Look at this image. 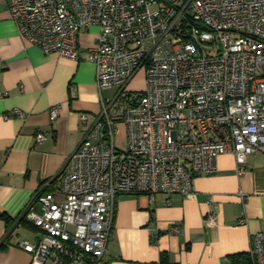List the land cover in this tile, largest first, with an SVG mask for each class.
I'll list each match as a JSON object with an SVG mask.
<instances>
[{
    "label": "built area",
    "instance_id": "1",
    "mask_svg": "<svg viewBox=\"0 0 264 264\" xmlns=\"http://www.w3.org/2000/svg\"><path fill=\"white\" fill-rule=\"evenodd\" d=\"M6 2L20 35L47 54L78 60L80 32L99 27L86 59L100 109L59 185L34 194L24 211L42 232L19 243L30 264H98L119 195L187 197L221 154H233L242 174L245 156L264 145V0ZM140 69L145 87L131 90ZM60 109L53 105L50 119ZM119 125L124 148L116 145ZM45 139L36 134L37 143ZM205 221L216 225L218 212ZM250 241L252 264H264V231Z\"/></svg>",
    "mask_w": 264,
    "mask_h": 264
},
{
    "label": "crops",
    "instance_id": "2",
    "mask_svg": "<svg viewBox=\"0 0 264 264\" xmlns=\"http://www.w3.org/2000/svg\"><path fill=\"white\" fill-rule=\"evenodd\" d=\"M98 34L96 25L80 32L78 60L47 54L20 35L6 0H0V264H30L19 243H34L42 232L24 211L34 194L59 185L63 165L94 124L100 101L86 52ZM113 93L104 91L106 97ZM53 105L61 109L50 119ZM38 132L46 135L42 143L36 142ZM213 210L218 221L209 226L205 215ZM3 216L27 222L9 227ZM260 231L264 145L245 156L242 174L233 154H221L215 172L196 176L187 197L119 195L106 255L98 264H232L240 254H248L252 264L250 239Z\"/></svg>",
    "mask_w": 264,
    "mask_h": 264
},
{
    "label": "rangeland",
    "instance_id": "3",
    "mask_svg": "<svg viewBox=\"0 0 264 264\" xmlns=\"http://www.w3.org/2000/svg\"><path fill=\"white\" fill-rule=\"evenodd\" d=\"M145 87V72L143 69H140L136 75L133 77L129 89L131 90H141ZM116 145L124 148L126 145V135L125 129L123 127H119L116 133ZM39 209V207H38Z\"/></svg>",
    "mask_w": 264,
    "mask_h": 264
},
{
    "label": "trees",
    "instance_id": "4",
    "mask_svg": "<svg viewBox=\"0 0 264 264\" xmlns=\"http://www.w3.org/2000/svg\"><path fill=\"white\" fill-rule=\"evenodd\" d=\"M6 219L8 226H12L16 222H27L24 218H11L9 216H3ZM20 220V221H19ZM232 264H250L248 254H240L232 257Z\"/></svg>",
    "mask_w": 264,
    "mask_h": 264
}]
</instances>
